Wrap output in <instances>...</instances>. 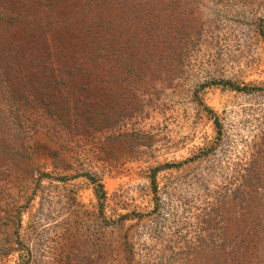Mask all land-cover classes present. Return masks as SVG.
Wrapping results in <instances>:
<instances>
[{"label":"rangeland","instance_id":"rangeland-1","mask_svg":"<svg viewBox=\"0 0 264 264\" xmlns=\"http://www.w3.org/2000/svg\"><path fill=\"white\" fill-rule=\"evenodd\" d=\"M248 227L264 256V0H0V264Z\"/></svg>","mask_w":264,"mask_h":264},{"label":"trees","instance_id":"trees-1","mask_svg":"<svg viewBox=\"0 0 264 264\" xmlns=\"http://www.w3.org/2000/svg\"><path fill=\"white\" fill-rule=\"evenodd\" d=\"M205 232L204 229L202 233H195L187 238L184 235L178 237L177 241L181 243L178 247H170L167 256L162 257L159 262L149 264H264V256L259 255V242L263 239L259 231L248 227L235 235L236 241L231 245L225 243V232L220 233L219 237ZM127 241L125 235L122 244L123 250H126V263L136 264Z\"/></svg>","mask_w":264,"mask_h":264}]
</instances>
